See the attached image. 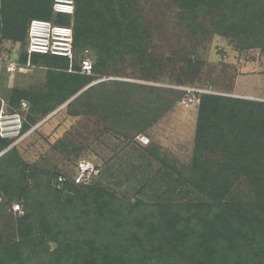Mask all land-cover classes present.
I'll return each mask as SVG.
<instances>
[{"label": "trees", "instance_id": "trees-1", "mask_svg": "<svg viewBox=\"0 0 264 264\" xmlns=\"http://www.w3.org/2000/svg\"><path fill=\"white\" fill-rule=\"evenodd\" d=\"M18 1L3 0L0 10V44L2 39L24 42L23 51H20L18 56L22 65L30 61L33 66L38 67L43 64L61 65L66 68L65 71L49 72V79L52 80L56 87L55 91L58 92L57 102L61 104L69 102L79 92H82L79 95L82 96L89 90L110 88L111 99L106 94H102L99 98V113L108 111L110 118L114 111L120 114L127 113L125 114L127 119L133 123L137 108L129 98L122 97V94L125 92L124 85L128 84L131 87L136 84L118 79L94 82L102 79L103 76L113 75L107 73V69L113 65L114 69H117L115 57L128 51L133 52L136 57L143 56L144 61L141 59L139 61L146 63L147 53L143 52V46L140 44L143 39L141 35L146 33V28L141 27L142 22L138 17L130 18V14L135 10L134 3L131 0H109V12H106L104 9L96 8V0H76L75 13L72 16L67 15L68 17L57 19L59 23L72 24L74 28L75 59L71 63L67 57L58 55L32 54L29 57L27 52L29 23L34 18L51 20L54 14L53 0H29L27 7L32 12L26 22L21 21L19 13L11 16ZM173 1L188 10L184 21L191 26L194 33L202 29L200 15H203L208 16L209 22L219 35L254 39L260 41L264 47V0ZM44 6L49 10H45ZM96 11L100 13L96 14ZM15 25L18 28L16 32L12 28ZM85 49L95 51L97 57L92 75L79 72ZM149 63L155 64L153 59ZM71 66L73 70H70ZM116 86L115 91L113 87ZM12 92L9 107L21 106L26 100L31 103L26 114L27 118L25 117L22 122L20 131L22 134L36 124L39 117L54 110L55 102L53 105L50 104L53 98L49 93L30 96L28 91L24 90L14 89ZM167 92H177L180 97L186 94V91L174 88H167ZM79 96L69 105H77ZM161 98L162 96L157 93L156 102L159 103ZM107 100L111 101L110 107ZM1 107L2 98L0 97ZM146 111L150 113L149 109ZM105 116L104 121L107 125ZM106 125L100 127L103 136L108 135L112 129ZM116 127L117 125L114 129L118 131ZM130 136L134 138L133 135ZM126 138L127 136L122 140L127 142ZM12 141L0 134V153L2 152L0 155V168H2L0 169L2 171L0 172L2 193H0V219H11L12 214H15L17 224L15 239L12 242L14 250L8 247L0 250V253L3 251L9 254L10 260L26 264L27 257H24V253L27 250L46 249L45 247H48L46 240H58V232L52 233L55 232L53 226L60 224V220L63 219V216L59 214H64L67 221L77 218L78 227L84 233L88 224L95 226L97 230L103 223L113 222L114 229H120L124 225L125 229L121 232V239L124 240L112 247L108 235L105 237L106 241L95 248L93 245L96 244V240L86 234L81 242L83 245L88 244L90 251L83 254L79 252L71 255L72 257L68 254L65 257L63 254L61 257L69 262H61L62 259L58 258L57 261H51L48 264H151L149 261L151 258H156L154 264H219L220 250L212 246V238H205L206 244L203 245L199 240L200 236L196 234V230H193L195 219L204 226L211 227L215 234L218 232L217 235H220V238L217 243L221 238H225L223 247L227 245V242L234 243L237 236L243 240L257 239L264 247V100L202 93L196 133L195 161L178 176L167 168H159L155 171L152 169L146 179H142V176L147 174L145 172L150 162L143 167L136 162L130 163L133 155L129 153L128 145H126L120 149L118 156H115L112 162L108 161L105 169L101 164H94L98 172L84 182H76L75 170L71 173L68 171L55 173L52 176L55 184H49L48 189L46 188L50 198L48 206L41 201V194L33 191H40L37 185L31 187L23 185V178L28 177L29 170L26 167V161L19 155L17 147L11 145ZM64 144H67L71 152L73 150L76 152L78 148L73 141L60 142L61 146ZM137 147L135 144L131 145L133 149ZM208 151H211L210 155ZM217 154L218 158L215 160L214 157ZM210 162L213 163L210 164ZM143 181L145 182L139 192L145 196L147 192L153 194L150 197L156 203L159 217L163 219L166 227L176 231L169 239L164 235L161 239L164 243L160 242V238L156 240L152 234L156 225L147 220L148 215L143 210L147 204L137 200L127 207L117 205L118 195L108 188L110 183L122 187ZM50 191L53 192L52 195ZM15 203L21 205L22 213L13 210ZM68 214L70 216H67ZM230 217L232 220L229 219ZM88 220L90 221L87 224ZM132 228L135 231L131 234ZM192 231L193 236H191ZM111 233L116 237L114 230ZM190 238L194 240L192 245ZM127 241H135L133 242L136 244L134 250L130 249ZM189 241L188 250H182ZM168 247H172L173 250H168L166 255L159 256L160 252ZM80 248L82 250L81 246ZM68 250L69 246L67 253H69ZM175 256H178L179 260L172 262L171 258ZM160 257H163V260H159ZM223 257L225 258L226 255L224 254ZM236 258L238 259H235L233 264L243 263L240 257L236 256ZM0 261L2 264L1 254ZM39 264H47V262Z\"/></svg>", "mask_w": 264, "mask_h": 264}, {"label": "rangeland", "instance_id": "rangeland-1", "mask_svg": "<svg viewBox=\"0 0 264 264\" xmlns=\"http://www.w3.org/2000/svg\"><path fill=\"white\" fill-rule=\"evenodd\" d=\"M96 1V8L109 12V0ZM131 1L135 5V10L130 14V18L138 17L142 22L141 27L146 28V33L141 35L143 39L140 43L143 46V52L147 53L145 55L146 63L139 61L143 60V56L136 57L133 52L128 51L115 57L117 69H114V65L107 69L106 72L113 75L102 78L118 79L136 84L131 87L128 84L124 85L125 92L122 94V97L129 98L137 108L133 123L127 119L125 115L127 113L120 114L117 110V113L115 111L112 113V118L108 111H101L102 115H100L98 111L99 98L102 94H106L111 99L110 88L89 90L86 95L82 96H79L82 94L79 92L69 102L64 104L57 102L58 92L55 91L56 87L49 79V72L52 70L65 71L64 66L41 64L38 67L30 64L22 66L25 68L14 73L9 72L7 65L10 61L19 59L18 56L20 51H23L24 42L2 39V44H0V97L2 98L0 134L13 140L11 145L17 147L19 155L26 161L29 171H27L28 177L23 178V185L30 187L37 185V189L40 191H33L41 194L40 199L46 206L50 200L46 188L48 189L49 184H55L52 177L55 173L63 171L71 173L75 170L76 175L79 164L83 160L101 164L105 169L106 165L110 161L112 162L115 156H118L117 153L120 149L126 145H128L129 153L133 155L130 163L136 162L143 167L150 162V166L146 168L145 173L147 174L143 175L142 179H146L152 169L155 171L159 168H167L175 176H178L182 170H186L189 165L193 164L197 151L196 133L201 101L198 104L184 102L185 95L182 94L180 97L177 92L169 93L167 88L183 90V87H193L204 90L205 93L264 100V47L260 41L219 35L209 22L208 16L204 17L203 15H200V21L203 23L202 29L194 33L191 26L184 21L188 10L173 0ZM28 2L29 0H19L11 16H16L19 13L21 21L26 22L32 12L27 7ZM2 3L3 0H0V10ZM32 3L34 4L33 1ZM43 8L49 10L45 6ZM99 13L100 11H96V14ZM59 17L68 16L54 12L51 20L59 22L57 20ZM12 28L15 32L18 31L16 25ZM93 52L95 54V51ZM95 58L97 59L96 54ZM152 59L155 64L151 65L149 61ZM14 89L28 91L30 96L49 93L53 98L50 104L53 105L55 102L54 110L39 117L36 124H33L23 134L19 131L18 121L27 118L26 114L31 103L28 100L24 101L28 104L26 108L23 104L9 107L8 104ZM113 89L116 91L117 86ZM157 93L162 96L159 103L156 102ZM201 94L198 93L199 96ZM77 96H79L77 98L79 103L77 105L74 103V106L69 105ZM112 101L114 103L113 98ZM107 104L110 107L111 101L107 100ZM147 109L150 110V113L146 111ZM103 114L106 115L107 125ZM117 122L118 124H116ZM104 125L112 128L105 136L100 132V127ZM115 125H117L118 131L114 129ZM130 135H133L134 138ZM125 136H127V142L122 140ZM140 136H147L149 142H141ZM61 141L67 143L73 141L78 147L76 152L74 150L71 152L67 144L61 146ZM134 144L135 147L138 146L135 149L131 148V145ZM207 153L210 155L211 151ZM76 156L79 158L77 159ZM215 157L214 159L217 160L218 154ZM0 169L2 170V168ZM144 182L122 187L110 183L108 188L118 195L117 205L127 207L131 205V202L137 200H142L145 205L147 204L143 209L148 215L147 220L156 225L152 234L156 240L160 238V242H162L161 239L164 235L169 239L176 231L171 227H166L163 219L159 217L156 203L150 197L153 194L147 192L145 196L139 192ZM50 193L52 195L53 192L50 191ZM12 215L11 219H0V250H5L6 247L14 250L12 242L15 239L17 224L15 214ZM59 215L63 216V219L60 220V224L53 226L55 232L52 233L58 232V240H46L48 241V247H45L47 250L44 248L27 250L24 253V257H27L26 264L46 262L48 264V262L57 261L58 258L62 259L61 262H69L61 256L64 254L66 257L68 254L72 257L71 255H76L79 252L83 254V252L90 251V246L83 245L81 242L86 234L96 240V244L93 245L95 248L101 246L108 235L112 247L124 240L121 239V232L125 229L124 225L120 229H114L113 222L103 223L97 230L95 226L92 227L88 224L90 219L86 221L88 225L86 224L84 233L78 227L77 218L67 221L64 214ZM229 219L232 220L231 217ZM96 220L99 221L98 218ZM112 230L116 232V237L112 235ZM193 230H196L203 245L205 238H212V246L220 250L219 264H233L235 259H238L236 256L240 257L239 259L243 262L241 264H264V256L261 257L264 255V247L257 239L243 240L237 236L234 243L229 244L226 241L227 245L223 247L225 238H221L217 243L220 238V235H217L218 232L215 234L211 227L204 226L197 219L194 220ZM133 231L135 230L132 228L131 234ZM191 236H193V231ZM193 241L191 240V245ZM133 242L135 241H127L131 250H134L136 246ZM189 243L190 241L182 250H188ZM68 246L69 253L66 252ZM80 246L82 250H80ZM168 250H173V248L164 249L159 256L166 255ZM0 254L2 264H22L10 260L9 254L3 251ZM224 254L227 258L223 257ZM68 259L72 262L70 258ZM155 259H149L151 264L155 263ZM159 260H163V257H160ZM176 260H179L178 256L171 258L172 262ZM81 261H83L82 258Z\"/></svg>", "mask_w": 264, "mask_h": 264}, {"label": "built area", "instance_id": "built-area-1", "mask_svg": "<svg viewBox=\"0 0 264 264\" xmlns=\"http://www.w3.org/2000/svg\"><path fill=\"white\" fill-rule=\"evenodd\" d=\"M75 8L76 0H53L52 3L53 12L57 14L72 16L75 13ZM74 36V28L72 24H62L59 22H54L50 19L34 18L30 21L28 26V55L29 57H31L32 54L64 56L67 57L72 63L75 59ZM95 60L96 58L94 52L90 49H85L84 58L81 60V68L79 72L89 75L94 74ZM30 64V61H28L26 65L29 66ZM26 65H22L19 60L10 61L7 65V70L11 73H14L17 70L25 68L22 66ZM70 70H73L72 66L70 67ZM105 79L107 78L99 79L94 83ZM183 90L186 91L184 97L185 99H183V101L193 104H198L201 101V96H199L198 93H205L204 90H199L193 87H183ZM23 106L26 107L27 103L23 102ZM22 122L23 121L19 119V131H21ZM140 140L143 143L149 142V138L147 136H140ZM97 172L98 169L93 163L83 160L79 164L78 172L75 175V180L78 183L84 182L92 174ZM13 210L19 213L23 212L19 203H15L13 205Z\"/></svg>", "mask_w": 264, "mask_h": 264}, {"label": "clouds", "instance_id": "clouds-1", "mask_svg": "<svg viewBox=\"0 0 264 264\" xmlns=\"http://www.w3.org/2000/svg\"><path fill=\"white\" fill-rule=\"evenodd\" d=\"M21 129H22V127H21Z\"/></svg>", "mask_w": 264, "mask_h": 264}]
</instances>
